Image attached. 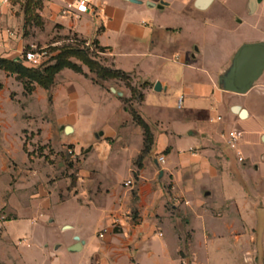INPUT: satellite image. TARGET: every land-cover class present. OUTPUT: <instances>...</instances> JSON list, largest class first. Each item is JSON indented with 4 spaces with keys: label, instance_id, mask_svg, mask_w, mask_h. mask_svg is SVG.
<instances>
[{
    "label": "crops",
    "instance_id": "0c3cea01",
    "mask_svg": "<svg viewBox=\"0 0 264 264\" xmlns=\"http://www.w3.org/2000/svg\"><path fill=\"white\" fill-rule=\"evenodd\" d=\"M134 1L89 0L76 18L61 14L74 0H43L39 15L51 34L96 41L105 66L130 77L143 95L132 106L153 136L149 153L138 168L144 135L124 109L128 89L70 69L48 90L35 86L24 124L39 131L41 158L65 148L77 164L32 169L36 161L14 144L12 157L18 150L31 169H13L12 198H0L10 217L0 222V264H264V71L244 93L230 84L239 49L264 45V0H210L205 9L196 0ZM11 4L0 3V57L20 60L37 39H21ZM219 4L248 32L218 37L205 14ZM14 77L0 71V109L23 90ZM0 124L14 126L10 139L21 133L14 119ZM232 129L241 133L236 150L226 142ZM114 219L120 227L98 238Z\"/></svg>",
    "mask_w": 264,
    "mask_h": 264
},
{
    "label": "rangeland",
    "instance_id": "374dc122",
    "mask_svg": "<svg viewBox=\"0 0 264 264\" xmlns=\"http://www.w3.org/2000/svg\"><path fill=\"white\" fill-rule=\"evenodd\" d=\"M228 4L229 6L235 5L234 1L229 2ZM11 5L18 6V10L15 13V17L16 21L19 23L20 26L18 34L20 35L21 39L27 38L28 40L31 36L37 39L36 41H34L33 46H30L29 44L23 46V52L20 58L23 57L25 53L29 52L32 49H35L37 52L43 53V57L41 59L40 64L42 65L43 63L48 62L49 59L57 53V51H52V49L61 48L64 46H71L83 49L91 59H94L95 61H98L103 65L108 64L104 62L107 61L104 55L101 52L97 51L91 43H89L90 46H86V44H80L78 41L79 38H75L73 37V35L63 37L58 34L49 33V31L45 28V23L43 22L42 18L41 21L36 20V15L37 13L39 14V11L36 13L38 6H35L33 2L30 5L28 4V0H16L15 3H12ZM143 8L146 9V6ZM205 15L210 18L212 22L216 23L218 26L221 27V31L217 33L218 37L228 36V38L231 39L232 37H239L241 35L243 36L245 33L248 32V28L246 27V25H239L238 23L234 22L231 18V14H228L225 10V7L221 4L210 9L208 12H206ZM259 23L264 28V17L259 18ZM227 30L229 32H227ZM21 59L19 61H22ZM71 62L81 67H84V69H87L84 65H82L81 61L76 58H72ZM24 64L26 66H31V64L28 63ZM8 75L14 76L10 74ZM91 76L94 77V75L89 74V77ZM15 82L16 85L21 84L23 90L21 91V93H19V90L15 88L14 91L16 92H12L9 96L11 103H8L7 105L1 103V106L3 108L0 109V122L2 119L5 121H8L9 119H14L17 123H21L22 130L21 133H17L16 138H13L11 136L10 139L9 136L11 135V130L14 128V126L11 124V126H9L6 131H4L3 127L0 124V157L4 160L5 168L0 169L1 201H6L9 198H12V194L14 191L13 187L19 176L17 174H13V169H26V171H28L27 169H31V167L32 169H43L48 167H52V169H60L58 166V164L60 163H62L65 168L71 169L77 164V159H70L67 155V151L65 148L62 150V152H59L58 154L52 152V154H50V157L48 156L47 160L41 158L42 156H40V154L45 155L48 150L45 149V151L43 152V148H45V146L41 145L35 138V136L39 135V131L38 133L30 132L24 124L31 122V116L27 114V112H25L27 99L31 93H27L24 90L21 81L15 78ZM103 84L111 85L115 88H126L129 90V87L126 86V83L121 80H109L107 82H104ZM2 88L3 84L0 83V91L2 90ZM4 133H7L6 137L3 136ZM14 144L17 145V148L19 150L20 147H23V151L25 152V154H27V156L29 155V159L31 160L30 163L36 161L37 165L42 167H38L34 164L31 165V167L29 168L28 166L22 168L19 162L22 158L21 153L18 150H15V152H13V155L15 156V158H17V160L11 155V151L14 148ZM47 146L49 147V144ZM4 209H1L0 211V222H2L5 218H10L9 216H7V213L9 212L7 210L4 211ZM44 235L48 240L53 238L51 229L47 230L46 234ZM56 236H59V238H65V235Z\"/></svg>",
    "mask_w": 264,
    "mask_h": 264
},
{
    "label": "trees",
    "instance_id": "16d2710c",
    "mask_svg": "<svg viewBox=\"0 0 264 264\" xmlns=\"http://www.w3.org/2000/svg\"><path fill=\"white\" fill-rule=\"evenodd\" d=\"M15 1L16 0H10L11 3H15ZM32 2L35 4V6H38L36 13L42 9L43 0H28V4L31 5ZM36 20L41 21V17L38 13L36 15ZM73 37L77 38L76 35H73ZM78 41L80 44L86 43L81 39ZM92 45L97 51L101 53L105 52L106 50V48L99 46L96 41H94ZM52 51H57V53L52 56L48 62H45L38 67L26 66L19 60H10L0 57V71L14 75L17 80L21 81L24 90L27 93H31L34 89V86H39L45 90L50 89L54 84L56 74L63 69H70L75 73L81 74L88 78L89 75L83 72L81 66L71 62L72 58H76L81 61L82 65L88 69L90 74L94 75V77L91 76L93 83L103 86V83L109 80H121L125 82L126 86L129 87L131 96L128 99H121L124 104V109L130 114L133 122L143 130L144 135L143 149L136 161V165L138 168H140L141 161L149 153L153 145V136L148 125L142 120V118L132 106V102L142 100L143 95L136 87H133L130 84V77L120 70L107 67L102 63L91 59L88 54L79 47L64 46L61 48H54ZM40 156L42 155L40 154ZM46 159L48 158L46 157Z\"/></svg>",
    "mask_w": 264,
    "mask_h": 264
},
{
    "label": "water",
    "instance_id": "95a60500",
    "mask_svg": "<svg viewBox=\"0 0 264 264\" xmlns=\"http://www.w3.org/2000/svg\"><path fill=\"white\" fill-rule=\"evenodd\" d=\"M135 2L134 0H130ZM210 0H196L195 7L205 9ZM264 71V45L252 44L242 46L234 57L233 70L230 79L231 89L236 93H244L261 76ZM155 91L161 90V85H154ZM112 92H115L111 88ZM244 111L240 115H244ZM65 133H69L70 127L63 128Z\"/></svg>",
    "mask_w": 264,
    "mask_h": 264
},
{
    "label": "built area",
    "instance_id": "2783aa9c",
    "mask_svg": "<svg viewBox=\"0 0 264 264\" xmlns=\"http://www.w3.org/2000/svg\"><path fill=\"white\" fill-rule=\"evenodd\" d=\"M1 4L3 5H9L10 4V0H1L0 1ZM89 11V0H74L73 3H69L66 4L62 10H61V14L62 15H71L73 17H79L82 14H85ZM0 34H1V29H0ZM86 46H90L89 43H85ZM34 48V47H32ZM22 55V54H21ZM43 57V53H39L37 52L35 49L30 50L29 52L25 53V55L23 57H21L22 61L24 63H28L31 64L32 67H38L41 64V59ZM181 102L182 99H178L177 101V108L181 107ZM217 120H220V118L218 117ZM241 137V133L239 131H237L236 129H232L227 133V146L230 149L236 150V147L238 145V141L240 140ZM67 155L69 156L70 159H75V154L73 153L72 150H67ZM159 162L163 163L164 162V157H158L157 159ZM237 160L240 163H243L244 158L241 156V154L239 152H237ZM125 186H132V183L130 181H127L125 183ZM120 227V223L117 219H114L112 221V223L110 224L109 227L107 228H103L101 231H99L98 233V238L102 239L104 238V236L108 233H111L112 231L116 230L117 228ZM160 235V234H159ZM183 264H185L183 262Z\"/></svg>",
    "mask_w": 264,
    "mask_h": 264
}]
</instances>
